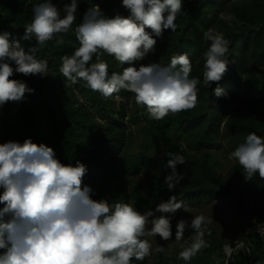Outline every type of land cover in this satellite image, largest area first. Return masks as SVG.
Segmentation results:
<instances>
[{
  "label": "clouds",
  "instance_id": "1",
  "mask_svg": "<svg viewBox=\"0 0 264 264\" xmlns=\"http://www.w3.org/2000/svg\"><path fill=\"white\" fill-rule=\"evenodd\" d=\"M60 2L62 10L55 0H41L33 6V18L24 26L21 39L35 38L36 43L27 50L20 39H12V33L0 31V108L24 102L35 93L25 80L13 77L47 78L48 61L38 58V52L47 42L73 30L79 46L60 58L59 72L66 80L83 81L106 100L114 96L119 100L122 90L130 92L135 104L156 121L197 106L201 80L191 76L188 53L173 55L166 65L144 63L155 54L164 33L177 30L185 0H120L127 14L116 10L111 16L96 3L84 10L74 29L82 0ZM218 19L231 26L234 17L221 13ZM203 39L208 42L202 53L203 83L219 84L232 62V42L213 28L203 33ZM105 55L127 66L110 73L108 61L102 59ZM211 94L227 95L219 86ZM167 155L170 171L163 183L175 192L185 178L178 166L187 161L179 153ZM229 158L243 169L246 182L257 175L264 179V136L250 132ZM88 172L84 162L65 164L53 147L35 143L31 137L22 143H0V264H134L153 251H165L161 244L153 249L148 237L172 240V222L177 212H188L187 203L173 194L153 210L141 212L131 203L95 198L96 191L84 182ZM212 222V217L203 214L176 220L174 242L180 244L177 259L183 264H191L210 247L205 236L211 235L208 225ZM186 227L192 230L191 242L184 239Z\"/></svg>",
  "mask_w": 264,
  "mask_h": 264
},
{
  "label": "trees",
  "instance_id": "2",
  "mask_svg": "<svg viewBox=\"0 0 264 264\" xmlns=\"http://www.w3.org/2000/svg\"><path fill=\"white\" fill-rule=\"evenodd\" d=\"M41 0H0V31L12 33L27 50L35 45V38L21 39L24 26L33 18V6ZM62 10L63 3L55 0ZM93 0H82L77 21L84 10L94 5ZM106 13L120 7V0H106ZM184 13L176 20L177 30L166 31L158 41L155 54L149 60L168 64L173 55L188 53L192 61L191 76L199 77L198 104L194 109L169 115L163 120L150 119L146 110L135 104L133 94L121 91L117 100L104 99L83 81H71L59 72L60 58L71 54L79 42L73 31L49 41L38 52V58L48 61V77L23 76L35 89L26 101L9 102L0 108V143L13 140L23 142L31 137L35 143L54 148L61 162H84L89 169L85 183L96 191V197H108L110 202L131 203L141 212L151 211L162 200L176 194L187 205H196L214 196L222 195L253 225H264V179L258 175L246 182L243 169L234 160L226 174L217 161L221 152H230L244 142L250 132L264 136V0H185ZM231 14V26L218 17ZM221 31L232 43L229 47V70L219 84L203 83V56L208 42L203 33L209 29ZM109 72H121L123 67L114 58L105 55ZM200 61L198 64L197 61ZM219 86L226 96L211 94ZM244 88H249L245 90ZM112 118L116 122L107 120ZM221 124L223 131L221 132ZM136 126L139 129L131 130ZM162 148L152 176L146 183L138 178L151 167L152 153ZM185 156L187 163L178 166L184 180L175 192L163 183L169 159L167 153ZM148 189L146 190V186ZM211 235L205 236L210 247L203 249L191 264H225L223 246L226 240L218 237L216 229L208 225ZM192 230L186 227L184 239L189 240ZM175 240L173 227L172 241ZM239 241L250 246L255 264H264V243L257 232L240 235ZM189 242H191L189 240ZM171 255L160 252L151 262L134 264H183L177 259L180 244ZM230 264H251L246 248L236 253Z\"/></svg>",
  "mask_w": 264,
  "mask_h": 264
},
{
  "label": "rangeland",
  "instance_id": "3",
  "mask_svg": "<svg viewBox=\"0 0 264 264\" xmlns=\"http://www.w3.org/2000/svg\"><path fill=\"white\" fill-rule=\"evenodd\" d=\"M96 3H99L101 7H103L106 0H93ZM117 10V9H116ZM115 12L106 13L108 15H114ZM144 63H146L144 61ZM149 63V60L147 61ZM69 85H74L72 82L68 83ZM245 90H249V88H244ZM264 118V113L261 115ZM108 122H112V120H108ZM137 127L132 126L130 129L135 130ZM139 129V127L137 128ZM162 152V148H156L152 153V163L151 167L148 170V173L139 176V180L143 183H146L148 179L152 176L154 168L158 162L159 156ZM217 161L220 164V170L222 174H226V172L230 169L234 160L229 158V155L221 152L220 155L216 156ZM148 189V185L146 186V190ZM205 215L213 218V222L211 226L216 229L218 237H223L226 240V244L223 246L224 253L226 251V246L228 244H235L239 241L240 235H246L250 232H257L258 228L253 225V220L249 217L244 216L242 213L238 211L235 207L231 205V202L225 199L222 195H217L212 197L211 199H207L206 201H202L196 205H188V212L179 211L176 214V219L173 220V227H175L176 220L181 217H191L195 215ZM150 239L153 249L158 244L165 246V251L163 252L166 255H171L172 252L176 250V246L172 240L164 241L159 237H148ZM242 246L238 247L236 253L242 250ZM159 253L153 251L152 255L147 257L146 259L150 262L157 257ZM221 260L216 259V264H220Z\"/></svg>",
  "mask_w": 264,
  "mask_h": 264
},
{
  "label": "water",
  "instance_id": "4",
  "mask_svg": "<svg viewBox=\"0 0 264 264\" xmlns=\"http://www.w3.org/2000/svg\"><path fill=\"white\" fill-rule=\"evenodd\" d=\"M257 228H258L257 234H258L259 238L262 240V242L264 243V225H260ZM240 246H243L248 250L251 264H255L254 254H253L251 248L248 245H246L245 242H236L233 247H231V243L226 246V251H225L226 256H227L226 264L231 263V261L233 260V256L235 254V251Z\"/></svg>",
  "mask_w": 264,
  "mask_h": 264
}]
</instances>
